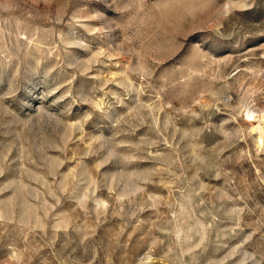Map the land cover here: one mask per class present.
I'll return each instance as SVG.
<instances>
[{"label":"rangeland","instance_id":"obj_1","mask_svg":"<svg viewBox=\"0 0 264 264\" xmlns=\"http://www.w3.org/2000/svg\"><path fill=\"white\" fill-rule=\"evenodd\" d=\"M252 78L264 0H0V264H264Z\"/></svg>","mask_w":264,"mask_h":264},{"label":"bare ground","instance_id":"obj_2","mask_svg":"<svg viewBox=\"0 0 264 264\" xmlns=\"http://www.w3.org/2000/svg\"><path fill=\"white\" fill-rule=\"evenodd\" d=\"M250 89L249 92L253 93V101L257 106H262L264 100V80L259 78H252L250 81ZM248 90V89H247ZM264 112V110H263ZM261 118V125H263L264 128V113L260 115ZM264 133V132H263ZM148 257L143 256L140 259H138L136 264H148Z\"/></svg>","mask_w":264,"mask_h":264}]
</instances>
